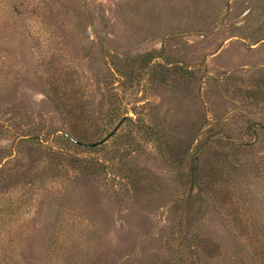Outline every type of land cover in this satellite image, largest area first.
I'll use <instances>...</instances> for the list:
<instances>
[{
  "label": "rangeland",
  "instance_id": "rangeland-1",
  "mask_svg": "<svg viewBox=\"0 0 264 264\" xmlns=\"http://www.w3.org/2000/svg\"><path fill=\"white\" fill-rule=\"evenodd\" d=\"M0 264H264V0H0Z\"/></svg>",
  "mask_w": 264,
  "mask_h": 264
},
{
  "label": "water",
  "instance_id": "water-1",
  "mask_svg": "<svg viewBox=\"0 0 264 264\" xmlns=\"http://www.w3.org/2000/svg\"><path fill=\"white\" fill-rule=\"evenodd\" d=\"M106 140H107V138L104 139V140H102V141H99L98 143H94V144H92V145L102 144V143H104Z\"/></svg>",
  "mask_w": 264,
  "mask_h": 264
}]
</instances>
